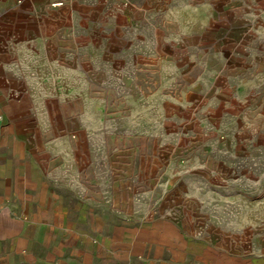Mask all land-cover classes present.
<instances>
[{"label":"crops","instance_id":"1","mask_svg":"<svg viewBox=\"0 0 264 264\" xmlns=\"http://www.w3.org/2000/svg\"><path fill=\"white\" fill-rule=\"evenodd\" d=\"M144 1L0 0V264H264L262 175L229 192L221 162L201 191L185 180L180 202L175 177L140 163L136 176L83 177L97 37ZM181 1L185 14L204 7Z\"/></svg>","mask_w":264,"mask_h":264},{"label":"rangeland","instance_id":"2","mask_svg":"<svg viewBox=\"0 0 264 264\" xmlns=\"http://www.w3.org/2000/svg\"><path fill=\"white\" fill-rule=\"evenodd\" d=\"M187 2L204 7L115 9L119 29L97 37V84H82L83 177L136 176L140 163L146 176L175 177L180 202L185 180L201 191L221 162L229 192L264 176V0Z\"/></svg>","mask_w":264,"mask_h":264},{"label":"built area","instance_id":"3","mask_svg":"<svg viewBox=\"0 0 264 264\" xmlns=\"http://www.w3.org/2000/svg\"><path fill=\"white\" fill-rule=\"evenodd\" d=\"M1 119H2V118H1V116H0V123H1Z\"/></svg>","mask_w":264,"mask_h":264}]
</instances>
